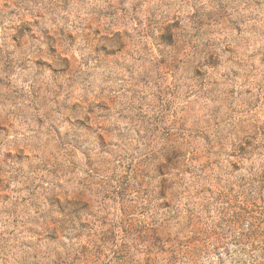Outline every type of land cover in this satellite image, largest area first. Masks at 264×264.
Listing matches in <instances>:
<instances>
[{"label": "clouds", "instance_id": "obj_1", "mask_svg": "<svg viewBox=\"0 0 264 264\" xmlns=\"http://www.w3.org/2000/svg\"><path fill=\"white\" fill-rule=\"evenodd\" d=\"M0 264H264V0H0Z\"/></svg>", "mask_w": 264, "mask_h": 264}]
</instances>
